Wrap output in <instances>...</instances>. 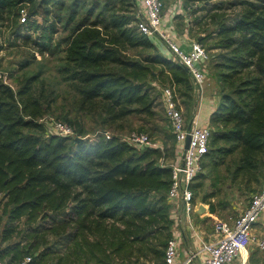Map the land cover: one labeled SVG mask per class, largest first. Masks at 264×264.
<instances>
[{"label": "trees", "instance_id": "16d2710c", "mask_svg": "<svg viewBox=\"0 0 264 264\" xmlns=\"http://www.w3.org/2000/svg\"><path fill=\"white\" fill-rule=\"evenodd\" d=\"M25 5L47 23L20 22ZM191 10L188 21L178 15V28L201 30L196 37L220 95L191 188L215 213L231 204L226 190L252 194L264 185V0H204ZM137 18L134 0H0V22L12 23L10 43L31 41L58 61L60 76H48L43 64L15 88L0 79V258L6 262L30 256L28 264H139L142 258L165 264L174 223L167 159L178 158L171 127L162 146L142 149L102 131L123 132L135 116L139 130L160 133L154 120L165 118L164 86L189 120L195 83L138 29ZM69 94L71 108L98 117L94 137L67 110L62 115L74 133L47 132L41 118Z\"/></svg>", "mask_w": 264, "mask_h": 264}, {"label": "built area", "instance_id": "2783aa9c", "mask_svg": "<svg viewBox=\"0 0 264 264\" xmlns=\"http://www.w3.org/2000/svg\"><path fill=\"white\" fill-rule=\"evenodd\" d=\"M136 1L138 29L152 38L157 45L161 43L157 40L159 38L162 41V48L159 47L161 51L188 69L195 83V89L201 92L210 74L207 66L208 51L205 46L197 39H191L188 47L182 45L174 31L171 30L173 26L171 19H166L162 15V0ZM23 12L24 10L21 9L22 15ZM2 43L3 40L0 36V45ZM161 90L163 110L169 120L179 154L178 158L169 162L171 176L167 198L172 203L171 215L177 225L180 218L175 213V207H181L187 236L194 246V249L184 252L183 257L180 256L183 234L180 227L175 224L172 228L173 233L165 244L164 263L232 264L249 243H254L258 248L264 249V234L257 235L252 232L254 222L264 211V185L251 194L246 206L236 215L230 216L229 219L215 220L212 238L204 237L193 217L196 208L191 183L201 168L202 156L208 147L210 128L207 124L200 125L194 117L189 122L186 121L182 108L178 106L177 100L174 98L172 88L164 86ZM45 125L47 132L74 133L72 125L53 117L45 118ZM102 132L105 136H110L108 130ZM187 135H189V141L185 148L184 143ZM90 138L92 137L90 136ZM121 138L139 149L147 146H161L154 142L146 131L142 130H130L122 134ZM30 260V256H25L16 263H9L0 258V264H28ZM241 264L247 263L242 260Z\"/></svg>", "mask_w": 264, "mask_h": 264}, {"label": "rangeland", "instance_id": "374dc122", "mask_svg": "<svg viewBox=\"0 0 264 264\" xmlns=\"http://www.w3.org/2000/svg\"><path fill=\"white\" fill-rule=\"evenodd\" d=\"M69 1V0H67ZM89 1V0H87ZM135 1V11H137V1ZM163 1V8H162V15L166 18V19H171L173 26L171 27V30L174 31L175 35L177 37H180L181 35H184L185 32L189 35H191L192 39H197L196 35L201 31L199 28L197 27H193L192 30L189 32L191 26L189 24H186L187 28H184V31H180V29L178 28V26H180V23L182 22L181 17H179L178 15L182 14L183 16H185L186 21H188V19H191L193 17V13L191 8L195 7L196 5L200 6L204 0H192L189 2V7H186L187 5H185L187 2L186 0H162ZM208 1H215V0H208ZM57 3H53L50 4V6L53 7V11H56V5ZM185 8V9H184ZM23 15L24 18L27 17L29 20H33L35 19V21L39 24L41 23H47V21H45L44 16L40 13L37 12L35 14L31 13V15L29 14L30 12V8L29 6L25 5L23 7ZM200 11V10H198ZM199 13V12H196ZM23 15L21 14L19 16V21L23 22L25 20H22ZM26 18V19H27ZM48 19H51V17L49 16ZM178 23V24H177ZM27 25V24H25ZM12 23H11V19L6 20L4 23L0 22V36L2 37L3 43L0 45V79L2 81H7L8 84H10L13 88H15L18 85V79H20L22 77L23 74L25 73H32L37 71V69L39 67H41L43 64H46V74L48 76L50 75H55V79H59L60 76L57 74L56 71V66L58 61L51 56L48 55H42L38 49H36L29 41V42H24L21 39H17L16 44H11L10 41L12 40ZM39 32V31H38ZM37 31H35V33H38ZM34 33V32H33ZM58 33V32H57ZM62 33V28L60 26L59 28V33L57 35H55V38L58 37L59 34ZM157 40H159L158 42L162 43V41L158 38ZM161 43L158 45V47H161ZM160 49V48H159ZM161 50V49H160ZM32 54H34V58H32ZM23 59H29L31 62H29L28 66L24 69L19 68L20 67V62ZM33 59V60H32ZM211 74V73H210ZM209 74V81L211 80V78H214L212 75ZM215 80V79H214ZM60 89L62 90V93L65 94L67 92L68 86L66 85L65 81H60L59 84ZM68 101H63V103L57 102L55 105V108L52 109L51 111H49L43 118H41V121H43L45 123V118L48 117H53L55 119H60L62 121L66 120L63 118V113L66 112L65 110H67L68 112V116L70 117H77L79 119V121L84 125L85 127V136H91L94 137L95 133L98 131V129H100V126L98 124V117L94 116L92 114H85L82 112H79L73 108L70 107V105L68 104V102L71 101L72 99V95L69 94L67 95ZM214 100H217L216 97H214ZM218 101V100H217ZM67 104V105H66ZM182 112L184 114L185 119H187L186 114L184 113V109L182 108ZM164 113V112H163ZM165 118H158L157 120H154L155 122H157L159 125H161V129H160V133L154 132L152 133L150 130H142V131H146L151 139L158 143L159 145H163L164 144V136L170 131V123L169 120L167 119L166 115L164 114ZM134 119H136L135 116L131 117V127H129L128 129L124 130L123 132H120L118 130H111L109 129V133L115 131L117 133H119L120 135L126 133L128 130H139L138 128V123L134 122ZM187 121V120H186ZM68 123V122H67ZM172 131V130H171ZM169 152L166 150V153ZM168 159H170V156L168 155ZM206 189H209V186H206ZM201 194L200 193H196L195 194V198H194V206L195 208H197L198 205H200L199 203H201ZM251 193L250 192H240L236 189H234V191L232 189H228L226 190L225 196H227V198L230 199L231 204H229L226 208H221L219 209L218 212L215 213H211L208 211V204H204L205 206V211L207 212L205 216H201L202 218H199L197 216V212H196V223L199 226L204 227V229L206 231H204L206 233H209L210 230L214 231V222L217 219H229L230 216H234L235 214H237L239 211H241L247 204L248 199L250 197ZM215 201H217V198H214ZM207 208V209H206ZM177 216L179 218L180 214H183L181 207H175ZM196 211V210H195ZM214 216L212 217L211 215ZM182 221L179 222V224L177 225V227H180L181 231L184 232L185 231V226L184 223ZM206 236L208 237V235L206 234ZM182 248L187 249L188 246H183V242L181 243ZM184 249V250H185ZM186 251V250H185ZM139 264H161L159 261L157 260H152V259H140L139 260Z\"/></svg>", "mask_w": 264, "mask_h": 264}, {"label": "crops", "instance_id": "0c3cea01", "mask_svg": "<svg viewBox=\"0 0 264 264\" xmlns=\"http://www.w3.org/2000/svg\"><path fill=\"white\" fill-rule=\"evenodd\" d=\"M178 38L184 47H188L189 46L188 43L192 39L191 35H189L188 32L187 33L185 32L184 35H181ZM160 48H162V47H160ZM216 89H217L216 81L214 80V78H211L210 81H209V79H207V81L204 84L201 92L197 91L196 89L194 90L195 101H194V104L192 107V112H191V116H190L189 120L194 117L200 125H205V124L208 125L209 116L220 101V95L216 94ZM214 97H216V99L218 101L214 100ZM189 120H188V122H189ZM176 156L179 157V154H176ZM174 159H175V155L174 156L172 155L170 157V159H167V161L170 162ZM199 204L200 205L197 206V208L195 209L196 211H194V213H193V217H194L195 222H196V212H197V216L199 218H202L201 216H205L207 213L205 211V206H204L205 203L201 201V203H199ZM211 216L213 217L214 214ZM179 218H180V221H182L184 223V215L180 214ZM179 222H178V224H179ZM183 223H181V224H183ZM175 224L177 225V222L174 221L173 226ZM184 226H185V224H184ZM199 228L201 229L202 233L204 234L205 233L204 231H206V230L204 229L203 225L199 226ZM252 232L257 234V235L264 234V211L260 215V217L257 219V221L254 222V224L252 226ZM182 234H183V246L186 245L188 247H187V249L184 248L186 250L185 251L181 246V253H180L181 257L184 256V252H187V251L194 249L193 242L191 241L189 236H187L186 228H185V231L182 232ZM206 234L208 235V237L206 236ZM206 234H204V237L206 239L212 238L213 237V230H210V232L206 233ZM242 260L246 261L247 264H264V249L258 248L254 243H249L241 251V254L236 257V259L232 262V264H241Z\"/></svg>", "mask_w": 264, "mask_h": 264}, {"label": "water", "instance_id": "95a60500", "mask_svg": "<svg viewBox=\"0 0 264 264\" xmlns=\"http://www.w3.org/2000/svg\"><path fill=\"white\" fill-rule=\"evenodd\" d=\"M186 68V67H185ZM187 69V68H186ZM188 70V69H187ZM77 138H82L80 136H77ZM188 141H189V135H187L186 139H185V143H184V147L186 148L188 146Z\"/></svg>", "mask_w": 264, "mask_h": 264}]
</instances>
